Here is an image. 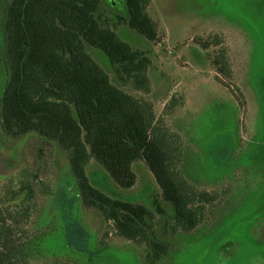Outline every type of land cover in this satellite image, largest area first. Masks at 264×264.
<instances>
[{"label":"rangeland","instance_id":"374dc122","mask_svg":"<svg viewBox=\"0 0 264 264\" xmlns=\"http://www.w3.org/2000/svg\"><path fill=\"white\" fill-rule=\"evenodd\" d=\"M102 6L117 36L150 59V91H126L151 102L156 117L172 98L181 103L165 116L181 139L180 170L197 189L224 193L213 217L178 232L158 264H264V0H150L158 36L152 42L122 22L124 0ZM86 50L119 86L105 54ZM131 167L130 189L94 161L85 174L115 199L151 210L156 199L170 213L144 163ZM0 209L27 264H144L142 245L116 236L97 211L81 206L66 153L34 133L8 138L0 131Z\"/></svg>","mask_w":264,"mask_h":264},{"label":"trees","instance_id":"16d2710c","mask_svg":"<svg viewBox=\"0 0 264 264\" xmlns=\"http://www.w3.org/2000/svg\"><path fill=\"white\" fill-rule=\"evenodd\" d=\"M149 3L124 0L127 14L121 20L152 42L158 36L148 16ZM105 13L102 0L5 1L0 131L8 138L34 133L43 143L56 144L66 153L81 206L97 211L116 236L142 245L144 264H158L178 232H192L213 217L224 193L197 189L180 170L181 139L165 116L181 103L172 98L156 117L151 102L126 91H150V59L117 36ZM86 46L105 54L119 86ZM137 160L151 173L170 213L156 199L153 210L115 199L85 174L94 161L117 186L130 189L136 183L131 166ZM22 213L30 217L25 209ZM5 221L0 209V264H27Z\"/></svg>","mask_w":264,"mask_h":264}]
</instances>
